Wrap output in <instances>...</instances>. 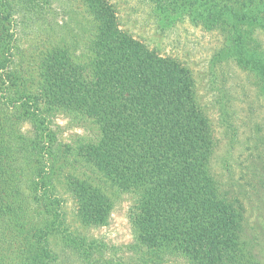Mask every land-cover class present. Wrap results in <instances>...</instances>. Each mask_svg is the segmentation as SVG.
<instances>
[{
    "label": "trees",
    "instance_id": "trees-1",
    "mask_svg": "<svg viewBox=\"0 0 264 264\" xmlns=\"http://www.w3.org/2000/svg\"><path fill=\"white\" fill-rule=\"evenodd\" d=\"M78 1L88 37L78 48H43L28 70L16 62L15 26L38 21L50 0H0V264H57L54 241L80 264L128 263L66 224L63 193L86 227L111 214V198L81 163L135 193V263L179 254L187 264H261L250 252L244 197L212 165L214 128L190 68L124 30L108 0ZM148 1L164 23L188 17L223 32V51L256 77L264 97V47L255 36L264 32V0ZM56 111L89 119L94 139L62 141L48 123Z\"/></svg>",
    "mask_w": 264,
    "mask_h": 264
},
{
    "label": "rangeland",
    "instance_id": "rangeland-1",
    "mask_svg": "<svg viewBox=\"0 0 264 264\" xmlns=\"http://www.w3.org/2000/svg\"><path fill=\"white\" fill-rule=\"evenodd\" d=\"M108 1L124 30L161 55L180 60L192 71L198 100L214 128L212 165L225 188L244 197L250 252L264 264V97L256 77L239 68L223 51L226 43L219 29H206L188 17L164 23L148 0ZM42 9L38 21L27 17L15 26L16 62L28 70L34 68L43 48L59 42L78 48L89 35V18L78 0H50ZM255 36L264 47V32L257 29ZM48 123L58 138L73 145L92 140L97 134L89 119L73 112L56 111ZM77 168L109 195L112 209L107 224L86 227L76 218L70 195L63 193L66 224L100 242L111 258L138 264L137 255H132L128 247L134 240L128 212L136 200L135 193L118 189L89 166L81 163ZM54 244L59 253L57 264H80L59 241ZM162 264L187 263L181 255L170 254Z\"/></svg>",
    "mask_w": 264,
    "mask_h": 264
}]
</instances>
